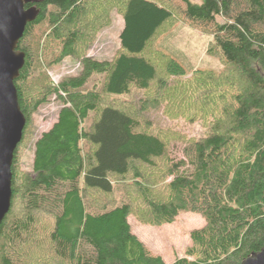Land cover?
<instances>
[{
    "label": "trees",
    "instance_id": "16d2710c",
    "mask_svg": "<svg viewBox=\"0 0 264 264\" xmlns=\"http://www.w3.org/2000/svg\"><path fill=\"white\" fill-rule=\"evenodd\" d=\"M114 1L123 27L109 59L79 55L87 39L79 38L88 31L84 23L104 0L34 3L39 14L17 43L24 64L14 85L25 125L11 165L10 208L0 223V264L35 256L34 242L43 237L50 243L49 264H166L131 231L130 202L99 205L130 177L152 224L171 223L183 210L205 218L190 232L186 256L170 264H240L264 246V0ZM178 18L212 35L209 52L219 55L224 71L215 78L203 74L231 89L217 96L221 103L197 137L163 131L147 113L160 109L162 71L186 72L157 43L165 25ZM42 26L47 32L40 42ZM65 57L79 58V70L53 84L46 67ZM197 74L187 81L193 76L192 88L205 79ZM53 95L61 104L57 117L34 141L32 170L20 171L32 114ZM125 96L133 99L122 102ZM187 97L173 103L178 112L196 108L203 114L205 98L200 108L197 97ZM161 177H170L164 198L150 190ZM43 213L51 219L47 236L38 225Z\"/></svg>",
    "mask_w": 264,
    "mask_h": 264
},
{
    "label": "rangeland",
    "instance_id": "374dc122",
    "mask_svg": "<svg viewBox=\"0 0 264 264\" xmlns=\"http://www.w3.org/2000/svg\"><path fill=\"white\" fill-rule=\"evenodd\" d=\"M113 1L109 4L108 0H104L100 10L94 13L88 21H85L84 24L87 25L83 24L88 31L85 36L81 33V36H83L79 37L80 39L87 37L83 52L79 53L80 57L85 55L96 59H109L117 52L119 47L118 35L123 27V20L120 6L117 1ZM44 29L46 30L45 26H42L36 31V36L40 37L38 39L40 42L43 40ZM35 40L37 41L36 37ZM158 41L157 43H159L158 45L161 49L186 67V72L183 75L166 76V73L160 69L164 78L162 86L164 95L160 100V109L158 110L156 107L150 108L147 111L148 116L150 118L154 117L155 120L152 122L157 124L155 126L168 133H185L192 137L202 135L205 132L206 123L211 120L212 114L215 113L212 107H214V104L221 103L216 99L217 96L220 94L228 96V92L231 90L230 87L226 86L225 82L220 81L221 79H218L217 83L213 81L215 73L224 71V63L218 54L209 52L212 35L178 18L165 25L158 37ZM41 47L39 46L38 48ZM34 50H36L39 60L43 62L45 56H43L41 50L37 48ZM79 63V58L65 57L60 63L52 67H46V73L51 82L56 84L61 77L75 74L79 70ZM198 70L199 74L197 75L205 79L203 82L198 79L201 83H194V88H192L190 82L193 81V76L190 82L187 81L191 78V73ZM208 71L212 73L213 78L209 76L210 78L207 81L203 73ZM92 81H90L88 86L92 84ZM154 88L155 86L152 85L151 89ZM187 91L191 94L190 97L189 95L188 97L186 96L185 92ZM130 97L133 99V96ZM130 97H121L120 100L126 102V100L131 99ZM185 97L188 99L197 97L198 100L195 105L200 108L204 106V113L202 114V110L199 108L197 112L196 108L183 109L178 112V107L174 106V104L179 100L185 99ZM202 97L205 98L203 106L200 100ZM207 99L210 101H207ZM60 107L61 104L53 95L32 114L31 124L19 154L20 171L30 172L32 170L34 141L52 125ZM173 154L177 157L181 156V152L178 150ZM169 179L170 177L166 179L165 177L158 178L153 186L150 187L152 194L163 197L166 191L165 183ZM133 181L134 178L132 177L119 180L111 197L108 199L103 197L99 205L105 204V207H110L123 201L130 202L131 207H133L132 212L128 215L131 231L142 241L149 254L160 256L166 264H170L177 258L185 257L186 248L191 245L190 232L194 229L202 228L206 223L205 218L199 213L183 210L178 213L171 223L152 224L150 222V212L147 211L146 206L143 204L141 194L132 186ZM141 212H145L143 216ZM50 220L44 213L43 217H40L38 225L41 236H47V232L51 227ZM34 243H36L39 251L36 252L35 256L27 258L28 260L26 261L22 250H20L22 254L20 256L21 264H49L52 261L50 259L52 254L48 249V247L50 248V243L47 238L43 237ZM44 244L47 246L46 249H44ZM47 254L50 256L47 257Z\"/></svg>",
    "mask_w": 264,
    "mask_h": 264
},
{
    "label": "water",
    "instance_id": "95a60500",
    "mask_svg": "<svg viewBox=\"0 0 264 264\" xmlns=\"http://www.w3.org/2000/svg\"><path fill=\"white\" fill-rule=\"evenodd\" d=\"M38 0H0V223L11 202V165L22 138L25 117L20 110L14 80L24 64L17 50L27 23L39 14ZM240 264H264V246L245 257Z\"/></svg>",
    "mask_w": 264,
    "mask_h": 264
}]
</instances>
